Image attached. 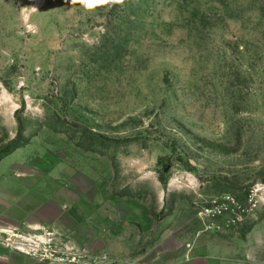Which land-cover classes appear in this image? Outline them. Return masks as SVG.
Wrapping results in <instances>:
<instances>
[{
  "label": "rangeland",
  "instance_id": "374dc122",
  "mask_svg": "<svg viewBox=\"0 0 264 264\" xmlns=\"http://www.w3.org/2000/svg\"><path fill=\"white\" fill-rule=\"evenodd\" d=\"M225 263L264 264V0H0V264Z\"/></svg>",
  "mask_w": 264,
  "mask_h": 264
},
{
  "label": "built area",
  "instance_id": "2783aa9c",
  "mask_svg": "<svg viewBox=\"0 0 264 264\" xmlns=\"http://www.w3.org/2000/svg\"><path fill=\"white\" fill-rule=\"evenodd\" d=\"M251 191L247 205H240L233 197L215 199L208 205L199 208L198 216L203 221V230L210 232H224L238 228L257 207Z\"/></svg>",
  "mask_w": 264,
  "mask_h": 264
},
{
  "label": "crops",
  "instance_id": "0c3cea01",
  "mask_svg": "<svg viewBox=\"0 0 264 264\" xmlns=\"http://www.w3.org/2000/svg\"><path fill=\"white\" fill-rule=\"evenodd\" d=\"M226 264V263H225ZM233 264V263H232Z\"/></svg>",
  "mask_w": 264,
  "mask_h": 264
}]
</instances>
